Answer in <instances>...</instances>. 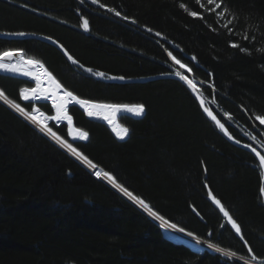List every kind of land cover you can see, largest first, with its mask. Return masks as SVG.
Listing matches in <instances>:
<instances>
[{"label": "trees", "instance_id": "obj_1", "mask_svg": "<svg viewBox=\"0 0 264 264\" xmlns=\"http://www.w3.org/2000/svg\"><path fill=\"white\" fill-rule=\"evenodd\" d=\"M224 3L236 17L230 25L231 17L207 11V0H0V31L54 37L85 65L123 76L176 71L171 52L192 69V79L233 134L264 154V125L255 119L264 115V0ZM85 18L89 31L81 27ZM233 42L251 54L232 48ZM10 49L41 60L82 99L144 104L140 117L119 116L129 129L123 140L77 105L69 114L88 140H70L67 123L51 126L166 220L264 263L263 169L207 120L180 82L107 83L75 68L45 42L0 39V52ZM34 86L0 72V90L29 111L35 104L19 90ZM37 105L53 114L49 103ZM210 193L240 224L243 239L210 202ZM0 264L244 263L171 239L146 212L0 101Z\"/></svg>", "mask_w": 264, "mask_h": 264}, {"label": "snow or ice", "instance_id": "obj_2", "mask_svg": "<svg viewBox=\"0 0 264 264\" xmlns=\"http://www.w3.org/2000/svg\"><path fill=\"white\" fill-rule=\"evenodd\" d=\"M93 4L99 3V0H92ZM207 5L210 6L207 11L213 12L218 18H223L225 16L231 17L229 20V25L232 24L236 17L235 14L231 13L228 6L224 3V0H207ZM27 7V5H24ZM100 7H105L104 4H100ZM181 8H185L184 4L180 5ZM203 8L204 5H201ZM108 12L114 13L117 17H121L123 20H129L130 18L126 15L121 14V12L117 11L115 8H108ZM191 17H200V19H203V16L200 15L197 11H191L188 13ZM132 23H136V21L133 19L131 21ZM81 27L85 31H89V21L88 19H84ZM227 28L228 25H225ZM149 32L152 31L151 28L148 29ZM8 35H16V36H26L29 35V33L25 32H15V33H7ZM156 36H160L161 33L157 32L155 33ZM48 39H51L50 37ZM245 40L253 39L254 37L245 36ZM232 48L240 49L245 54L250 55L251 52L247 48H242L239 43L233 42L230 44ZM61 49H63V45H60ZM257 51H262V49H257ZM64 54L68 57V60H70L73 64H79V61L74 59L70 54H68L67 50L64 49ZM168 55L172 58L173 61H175L176 64L180 65L182 68H186L189 72L192 71L191 68L188 67L187 64L181 63L179 59H177L176 56H174L171 52L168 53ZM193 60L196 59L195 56L192 57ZM83 67V65H80ZM0 71L4 72H11V73H20L24 76L31 77L36 82V87L34 88H21L19 90V95L24 101H28L30 99H39L41 97L45 99H51L52 101V108L55 110V115L48 117L45 114L40 112L39 108H35L32 111L26 110L24 107L21 106V104L16 103L8 98V96L5 94L3 90H0V100H3L7 104H9L13 109H15L17 112H19L22 116L25 117V119L32 122L34 125H36L39 130L49 137H51L56 143H58L61 147L69 151L73 156H75L77 159L82 161L84 164H86L89 168L92 169H98L95 171V175L97 177H103L104 179H107L110 181L120 192L124 193V195L128 196L132 200H134L137 204H139L141 207L148 210L149 214L153 216L156 220L162 222V226L165 229H172L177 232L183 233L185 232V229L183 227H179L177 224L172 223L169 220H166L164 216L160 215L159 212L153 211L151 207L140 197L134 196L129 190L122 184L118 183L116 180V177L113 176L110 172L103 171V169H99V166L97 164H94L92 160L89 159L87 155H85L82 151L78 150L76 147L73 146V144L69 143L66 139H63L61 136L57 134L56 131L53 130L52 127H49L48 121L54 120L57 122H67L68 126V132L67 134L69 136H72L73 139H80V140H88L89 133L87 131H84L80 128L73 127V117L69 114V104H76L79 105L81 108H83L86 112V114L89 117H100L103 120L107 121V123L111 126L112 132L115 133L116 137L123 140L125 137L129 135V129L125 127L123 124H120L117 116L120 113H131L135 116H142L145 112V105L142 103L138 104H114V103H102L97 102L92 99H82L80 96L74 94V92L70 91L68 88L64 87L59 80L56 79L55 76L52 75L51 72L45 68L43 62L39 59H36L34 57H25L24 50L23 49H15V50H7L0 52ZM86 72L91 73L92 75L104 79H120L123 80L125 77L119 76V77H112L108 76L105 72L96 71L93 72L92 68L85 69ZM180 77L181 80L185 81L189 87L192 88L194 92H197L199 95L198 90L196 89L194 83L192 80L188 79L187 76L182 75L181 73H176ZM47 84L48 87H44V85ZM215 103V101H213ZM200 106L203 107L204 112L207 113L209 117L213 121H215L216 125L223 131L227 133V129L225 128V125L221 123L219 119L213 114L210 108L205 107V100L201 97L200 98ZM227 115V114H226ZM229 119H232L231 116L228 117ZM257 121L261 125H264V115H257L255 117ZM255 139V137H253ZM239 143V141H236ZM246 147H250V145H246ZM264 147V145H262ZM252 152L255 153V156L259 158V167L264 168V155H261L260 152H258L255 148H252ZM261 193H264V187L260 188ZM211 195V193H210ZM213 202L218 206L221 213H223V216L227 219L228 223L231 225V228L235 230V233L237 235H240V238L243 239L242 230L240 224L236 221V219L233 218V216L229 213L228 209L225 208V206L221 203L220 200H218L215 196H212ZM188 236H193V233L188 232ZM195 239L198 238L194 237ZM245 244H247V241H244ZM209 247H215L214 245H209ZM217 251H223L222 249H217ZM249 253L252 252V249L248 248ZM231 255H235V253H232ZM257 257L255 255L251 256V260H256ZM250 264V262H249Z\"/></svg>", "mask_w": 264, "mask_h": 264}, {"label": "water", "instance_id": "obj_3", "mask_svg": "<svg viewBox=\"0 0 264 264\" xmlns=\"http://www.w3.org/2000/svg\"><path fill=\"white\" fill-rule=\"evenodd\" d=\"M16 32H25V31H16ZM7 33H15V32H9V31H0V39H6V40H24V39H36L42 42H45L53 47H55L63 56L64 58L67 60V62H69L72 66H74L75 68L81 70L82 72H84L85 74L97 79V80H101L107 83H115V84H135V83H148V82H152L155 80H161V79H173L176 80L178 82H180L188 91L189 93L193 96V98L196 100V102L199 105V108L202 112V114L207 118V120H209L211 123H213L224 135V137L233 145L249 152L251 155H253V157L259 162V158L255 156V153L252 152V148H255L258 152L261 153V155H264L263 152H261L259 149H257L256 147H254L253 145L244 142L242 140H240L239 138H237L233 132L230 130V128L228 127V125L225 123V121L219 116V114L217 113V111L213 108V106L211 105V103L207 100V98L203 95V93L201 92L199 86L197 84L194 85L196 87V89L199 92V95L197 94V92H194L192 90L191 87H189V85L180 79V77L178 75H176V73H178V71H170V72H164V73H158V74H153V75H145V76H123V75H117V74H113V73H109L107 71H104L102 69L93 67V66H88L85 65L84 63L80 62L60 41H58L57 39H55L54 37L48 36V35H44V34H40V33H34V32H25V33H29V35L26 36H16V35H8ZM51 39H48V38ZM60 45H63V49H61ZM64 49L67 50L68 54H70L74 59L79 61V64H73L70 60H68V57L64 54ZM15 50V49H13ZM26 57V56H25ZM27 58V57H26ZM80 65H83V67H81ZM87 68H92L93 72L96 71H100V72H105L106 74H108V76H112V77H119V76H123L125 77V79L120 80V79H104V78H100V77H96L94 75H92L91 73H88L85 71V69ZM180 73V72H179ZM182 74V73H181ZM188 77V79H190V77L186 74H182ZM191 80V79H190ZM203 98L205 100V107H208L211 109V111L213 112V114L217 117V119H219L221 121V123H223L225 125V128L227 129V133L223 130H221L215 123V121H213L211 119V117H209L207 115V113L204 112L203 107L200 106V98ZM46 101V100H44ZM40 102V101H39ZM72 105H76L74 103L69 105V109ZM79 106V105H77ZM80 107V106H79ZM81 108V107H80ZM84 112L85 110L83 108H81ZM92 119V118H90ZM92 120H97L100 122L105 123L110 129L111 126L107 123V121L103 120V119H92ZM112 130V129H111ZM127 138V137H126ZM236 141H239V143H237ZM246 145H250V147H246ZM67 152V151H65ZM68 153V152H67ZM72 156V155H71ZM73 157V156H72ZM75 158V157H73ZM76 159V158H75ZM78 160V159H76ZM79 161V160H78ZM80 162V161H79ZM81 163V162H80ZM87 169H89L87 167ZM263 169V174H264V168ZM90 170V169H89ZM91 172H93L92 170H90ZM100 179H102L104 181V179L102 177H100ZM108 185H110L107 181H105ZM112 188H114L112 185H110ZM264 187V179H263V185ZM118 193H120L116 188H114ZM121 195H123L122 193H120ZM124 196V195H123ZM212 196H214L212 193L211 195L209 194V200L210 202L213 204V206L215 208H218V206L213 202L212 200ZM125 197V196H124ZM126 198V197H125ZM128 199V198H126ZM129 200V199H128ZM219 200V199H218ZM131 202V200H129ZM222 203V202H221ZM223 204V203H222ZM136 205V204H135ZM137 206V205H136ZM139 207V206H137ZM140 208V207H139ZM141 210H143L142 208H140ZM144 211V210H143ZM145 212V211H144ZM220 212V210H219ZM147 213V212H146ZM148 214V213H147ZM220 214L222 215V217L225 219L226 223L229 225V227L231 228V225L228 223L227 219L223 216V213L220 212ZM151 218H153L157 223H159L161 226L162 224L160 223V221L156 220L154 217H152L150 214H148ZM232 229V228H231ZM234 230V229H233ZM235 231V230H234ZM240 236V235H238Z\"/></svg>", "mask_w": 264, "mask_h": 264}, {"label": "rangeland", "instance_id": "obj_4", "mask_svg": "<svg viewBox=\"0 0 264 264\" xmlns=\"http://www.w3.org/2000/svg\"><path fill=\"white\" fill-rule=\"evenodd\" d=\"M88 1H90V2H92V0H88ZM97 4V3H96ZM174 63H175V61H174ZM175 66H177L176 68V71H178V72H180V73H182V74H186V75H188L189 77H190V79L192 78L191 77V72H189L186 68H182V67H180V65H178V64H176L175 63ZM11 75V74H10ZM15 76H18V77H22V78H24V79H28L26 76H24V75H15ZM30 81H32L31 79H29ZM191 80H193V79H191ZM194 81V80H193ZM34 84H35V86L34 87H36V82H34V81H32ZM194 83H195V81H194ZM196 84V83H195ZM33 87V88H34ZM43 99H45V98H43ZM30 101V100H29ZM42 101V100H41ZM46 101H48V100H46ZM36 102H38V101H36ZM47 103H49L50 105H51V107H52V102H50V101H48ZM210 103H212V101L210 100ZM35 104V103H34ZM23 107V106H22ZM35 108H38V106L36 105L35 106ZM26 109V108H25ZM33 109H34V107H33ZM32 109V110H33ZM27 110V109H26ZM31 110V111H32ZM29 111V110H28ZM40 112L41 113H43V114H45L46 116L48 115L45 111H43V110H41L40 109ZM55 111H53V113H54ZM85 114H86V112H85ZM122 114H129V115H132V116H135V115H133V114H131V113H120V114H118V116H117V119L119 118V116L120 115H122ZM48 116H50V115H48ZM86 116H87V114H86ZM88 117V116H87ZM135 117H140V116H135ZM88 118H90V117H88ZM29 121V120H28ZM30 122V121H29ZM64 123H67L66 121H63ZM52 123H54L56 126H58V125H60L62 122H57V121H54V120H49L48 121V124H49V127H52L51 126V124ZM60 123V124H59ZM74 127V126H73ZM59 135V134H58ZM60 136V135H59ZM70 137V140H77V139H73V137L72 136H69ZM128 137V136H127ZM126 138V137H125ZM124 138V139H125ZM70 140H67L69 143H71L72 144V142L70 141ZM258 145V144H257ZM258 146H260V145H258ZM255 147V146H254ZM258 149V148H257ZM89 168V167H88ZM96 170H98V169H96ZM94 173H95V171H94ZM104 181H106L105 179H104ZM111 185V184H110ZM113 186V185H112ZM114 187V186H113ZM115 188V187H114ZM118 190V189H117ZM120 192V191H119ZM121 193V192H120ZM123 194V193H122ZM124 195V194H123ZM126 198H128L129 200H131V202L133 203V204H136L137 206H139L140 208H142L145 212H147L148 214H149V212H148V210L147 209H145V208H143V207H141L139 204H137L134 200H132L131 198H129V197H127L126 195H124ZM162 224V223H161ZM163 227V226H162ZM164 228V227H163ZM164 231H165V233H166V235L168 236V237H170L171 239H174V240H178V241H183V242H185V243H187V244H189L190 246H192V248H194V249H196V250H198V251H202V250H204V249H206V248H211V249H213L214 251H217V249H222L223 251H219L220 253H222V254H225V255H229V256H231V257H234L235 259H238V260H240L241 262H243L244 264H248V263H246L244 260H243V257L242 256H238V255H231L232 254V252H230V251H226V250H224L223 248H220V247H218V246H215V247H209V245L210 244H208V243H203L202 241L203 240H201V239H198V241H197V239L196 240H189V239H187V238H185V237H183V236H181V235H179V234H177L176 232H173V231H171L170 229H165L164 228ZM187 233V232H186ZM185 238V239H184ZM249 259V258H248ZM251 260V259H250ZM255 261V262H254ZM250 262V264H253V262L254 263H256V262H259V263H262L261 261H258V260H252V261H249Z\"/></svg>", "mask_w": 264, "mask_h": 264}, {"label": "bare ground", "instance_id": "obj_5", "mask_svg": "<svg viewBox=\"0 0 264 264\" xmlns=\"http://www.w3.org/2000/svg\"><path fill=\"white\" fill-rule=\"evenodd\" d=\"M46 68V67H45ZM48 70V69H47ZM49 71V70H48ZM0 72H3V73H7V74H11V75H22V74H20V73H11V72H4V71H0ZM50 72V71H49ZM27 78H28V80L29 79H31L32 81H34L35 82V80L34 79H32L31 77H28V76H26ZM44 87H48V85L47 84H45L44 85ZM44 101V100H48V101H50V102H52L51 101V99H43V97H41V98H39V99H35V98H33V99H30V101H33L36 105H37V103L39 102V101ZM36 101H38V102H36ZM35 105V106H36ZM70 105V104H69ZM38 106V105H37ZM55 111V110H54ZM48 114V113H47ZM48 115H50V116H48ZM47 116L48 117H51V116H54L55 115V112L51 115V114H48ZM88 116V115H87ZM89 117V116H88ZM90 118H92V119H98V120H100V119H102V118H100V117H96V116H93V117H90ZM103 123V122H102ZM89 169H91L92 171H96V169H92V168H89ZM103 178V177H102ZM104 179V178H103ZM109 184H111V185H113L110 181H108L107 179H105ZM114 186V185H113ZM115 187V186H114ZM116 188V187H115ZM117 189V188H116ZM119 191V190H118ZM122 193V192H121ZM124 194V193H123ZM262 195H263V197H264V193H262ZM128 197V196H127ZM153 217V216H152ZM160 223H162L161 221H160ZM171 231H173V232H176L177 234H179V235H181V236H183V237H185V238H187V239H189V240H196L194 237H196V236H188L187 235V233L186 232H183V233H180V232H177V231H175V230H172V229H170ZM184 238V239H185ZM198 238V237H197ZM198 239H200V238H198ZM201 240H203V239H201ZM203 243H208L207 241H205V240H203L202 241ZM208 244H210V243H208ZM210 245H213V244H210ZM217 252H219V251H217ZM220 253V252H219ZM249 259H251V258H249ZM259 263V262H258ZM258 263H254L253 262V264H258ZM260 264H264L263 262L262 263H260Z\"/></svg>", "mask_w": 264, "mask_h": 264}, {"label": "built area", "instance_id": "obj_6", "mask_svg": "<svg viewBox=\"0 0 264 264\" xmlns=\"http://www.w3.org/2000/svg\"><path fill=\"white\" fill-rule=\"evenodd\" d=\"M195 81V80H194ZM2 102H4L3 100H1ZM6 105H8L12 110H14L16 113H18L19 115H21L19 112H17L15 109H13L9 104H7L6 102H4ZM22 116V115H21ZM22 117H24V116H22ZM25 118V117H24ZM32 123V122H31ZM33 124V123H32ZM34 125V124H33ZM38 130H39V128L36 126V125H34ZM43 133V132H42ZM43 134H45V133H43ZM46 135V134H45ZM46 136H48V135H46ZM49 137V136H48ZM50 139H52L51 137H49ZM53 140V139H52ZM54 141V140H53ZM55 142V141H54ZM56 143V142H55ZM57 145H59L58 143H56ZM60 146V145H59ZM61 147V146H60ZM62 149H64L63 147H61ZM65 151H67L66 149H64ZM70 155H72L69 151H67ZM73 156V155H72ZM73 157H75V156H73ZM76 158V157H75ZM77 159V158H76ZM79 160V159H78ZM80 161V160H79ZM80 162H82V161H80ZM83 163V162H82ZM84 164V163H83ZM86 165V164H85ZM243 260L246 262V263H248L249 264V261H252V260H250V259H248V258H245V257H243ZM255 262V261H254ZM256 263H258V262H256ZM258 264H260V263H258Z\"/></svg>", "mask_w": 264, "mask_h": 264}]
</instances>
